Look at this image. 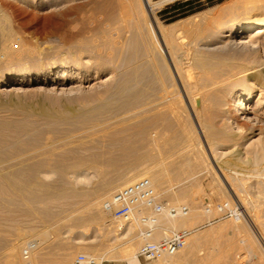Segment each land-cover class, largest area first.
<instances>
[{
	"label": "rangeland",
	"instance_id": "rangeland-1",
	"mask_svg": "<svg viewBox=\"0 0 264 264\" xmlns=\"http://www.w3.org/2000/svg\"><path fill=\"white\" fill-rule=\"evenodd\" d=\"M184 1L187 0L164 2L162 7L155 9V20L162 26H181L177 32L183 41L181 50L188 52L190 59L203 57L201 53L204 52L207 59L244 64L247 69L242 74L252 77L248 82L254 84L250 87L254 94L257 93L258 82L264 85V36L258 39L260 47L257 50L212 55L215 51L199 48L198 39L213 38L215 33L207 35L206 32H216L237 16L226 10L219 20L209 19L214 16L216 7H227L232 0H189V5L173 8L176 2ZM247 6L262 8L253 10L254 20L264 21V0H252ZM238 17L244 19L248 14ZM1 18L5 20L3 27L6 29L3 32L0 25L1 173L7 168L3 174L9 173V178H17L20 174L21 179L28 178L29 182H34L36 177L37 182L43 181L39 170L48 167L43 159L53 164L58 155L71 148L72 144H66L67 141L77 142L79 136L80 140L89 141V137L100 135L101 132L88 129L93 119L106 122L110 119L109 123L118 119L120 126L129 124L138 129L121 132L130 141L131 149L127 154L129 159L118 157L116 167L107 163L99 167L105 171L98 176L76 182L69 160L65 159V165H61L63 171L66 170L64 177L56 179L58 177L53 176L44 181L53 182L55 186L83 188L85 193V197L54 199L50 207L58 215L49 223L27 212L23 204L17 206L12 201V205L1 191L4 193L0 192L3 194L0 200L5 204L0 202V264H73L74 258L81 253L100 258V264H264V244L259 237V234L264 237V163L254 165L250 149L243 144L245 139H255L258 134L264 138V115L256 124L237 119L228 97L222 106H214L213 110L210 109L212 101L205 100L201 110L197 98L196 102L193 98L203 90L213 89L212 85L191 79L192 88L186 94L181 90L171 59L167 52L165 55L158 50L149 34L141 0H0ZM193 31L201 34L194 36ZM92 32L122 34L125 52L136 53L135 64H130L144 73L139 82L116 77L118 71L123 74L131 71L130 64H121L111 72L108 65H94L90 53L78 55L72 45L76 39L91 36ZM131 32L143 33L145 49L139 36L134 34L133 37ZM4 46L9 48L10 57L2 50ZM19 52L23 53L19 56ZM60 63L79 64L90 69L101 67L103 72L84 84L75 80L61 83L54 74L45 72L2 84L4 78L20 70L38 72ZM179 63L184 65L182 60ZM146 64L153 67L151 72L146 71ZM191 71L197 72L194 67ZM40 84H49L52 90L39 91ZM71 86L75 88L68 89ZM122 86H133L131 91L136 94L130 95L131 91L119 94ZM128 103L129 106H125ZM222 107L229 111L227 117ZM227 118L236 121L238 128ZM206 125L211 126L207 128ZM216 131H220V139H213ZM84 132L87 135H83ZM68 133L75 138L70 140ZM63 135L68 136L66 143L56 142L52 149L45 146L49 136ZM37 147H47L52 155L43 149L40 154L34 153ZM211 148H216L214 156L210 155ZM85 171L88 175L93 172L92 169ZM148 176L161 200L186 204L189 212L185 217H195H191L193 221L189 227H167L164 223L166 232L167 229H190L187 244L177 253L153 261L138 259L135 262L129 258L136 255L139 246L137 226L127 238H116L120 231L117 225L122 220L110 216L103 208V201L127 181ZM108 185L110 189L106 190ZM93 203L100 214L98 217L93 215ZM29 244L30 250L25 255L24 249Z\"/></svg>",
	"mask_w": 264,
	"mask_h": 264
},
{
	"label": "bare ground",
	"instance_id": "bare-ground-1",
	"mask_svg": "<svg viewBox=\"0 0 264 264\" xmlns=\"http://www.w3.org/2000/svg\"><path fill=\"white\" fill-rule=\"evenodd\" d=\"M141 1L143 4V8L146 12V15H147L146 23L148 24V29L150 31L149 34H151L150 36H151L155 46L158 48V50L165 53V55L167 52V54H168L167 56H169L168 57L169 60L171 59V61H172L171 67L173 68V72L175 73V75H176V77H177V79L181 85V90H183L184 93L186 94L188 92V89L192 88L189 85V81L191 79H193L191 81H194V79H196V81H198V82L199 81L205 82L207 84V86L212 85L213 89L208 88L209 90H206L205 88H207V87H205V88H202V89L206 90V91L203 90V92L199 89L202 93L201 92H200L201 94L198 93L199 95L194 96V98H193L194 102H196V98H197V100L200 104L199 107L201 110L204 109L205 100H206V102H207V100L212 101V106L210 107V109L213 110L214 106H217V107H218V105L222 106L223 101L226 100V98L228 97V98H230V101H231V104H232L233 110H234L233 113L236 114L235 117L237 119L246 120V121L250 122L251 124H256V123L260 122L262 115H264L263 114L264 113V85L261 84L260 82H258V85H259L258 86L259 87L258 92L255 94L253 93L252 88L250 86L254 85V84L252 82H248V81H250V79L252 80V77L243 76V74H242V72L247 69V68H245L244 64H230V63L226 64V62H224L220 59H215V60L207 59L205 57L206 54L204 52L201 53V54H203L202 55L203 57H197L196 56L197 58L190 59L189 53L185 52L184 50H181L182 49L181 45H182L183 41H181V39H180L181 37L178 36V35H180V33L177 35V32L179 31L178 29L181 28V26L180 25H179L180 27L178 25L177 26L176 25L162 26L154 18L155 9L162 7L165 0H158V1L141 0ZM249 2L252 3V0H232V2L229 5H227V7L224 5L216 7V9L213 10L214 16L209 18L212 21L219 20V18L221 17V14L226 12V10L229 12H232V13L233 12L237 13V16H240V14H248V17L244 18V19H242V18L240 19L239 17L236 18L237 17L236 16L235 18L231 19V22L228 23L227 26L218 29L216 32H212V31L206 32L207 35H212V33L213 34L215 33V35L211 39L207 38L206 36H205L206 38L202 37V38L198 39L199 48H202V49H205L208 51L209 50L215 51V53H212V55L213 54H216V55L217 54H223V55L224 54H234L235 55V54H243L246 51L250 52L253 50H257L258 46H259L257 44L258 39L264 36V21H261V22L255 21L254 19L256 18V14L253 13V10L255 11V9L259 10L262 8H257V7H253V6L248 7L247 4ZM126 10H127V8L124 11H126ZM127 13H130V12L127 11ZM128 15H130V14H128ZM201 18L203 19V15L201 16ZM4 21H5L4 18H1L0 25L2 24V31L3 32L6 30L5 27H3V26H5ZM193 28H194V26H193ZM197 29H198V27H197ZM191 30H192V28H191ZM186 31L188 32V29ZM131 33L133 35L135 34V35L139 36L138 38L140 39V42L142 44L141 46H143L145 49L147 44H146V40H145L144 35L143 36L141 35L143 33L142 32H131ZM175 33H176V35H175ZM198 34H201V32H194V31L192 32V35H194V36H198ZM135 35L133 37H135ZM122 38H123L122 34H120L119 32H92L91 36H83V38L81 40H78V41L76 39V42L72 46L76 49V52L78 53V55H80L82 52L90 53V58L93 60L94 65H96V66L99 65V66H104V67H107L106 65H108V66H110L108 69L111 68L110 71L115 72L117 66L119 67V66H121V64H130V63L133 64L134 58H136V53L135 54L134 53L127 54L125 52L124 42L122 41L123 40ZM191 38H192V36H191ZM194 40H195V38H194ZM2 41H4V40H2ZM192 41H193V39H192ZM210 45H213V46H210ZM6 48L7 47L4 46L2 48V50L4 51V53L6 54L7 57H10L11 52H10L9 48L8 49H6ZM189 48H191V47H189ZM187 51H189V50H187ZM191 52H193V51H191ZM209 52H208V54H209ZM22 53L23 52H19L17 55L20 56ZM209 55H211V54H209ZM243 56H245V55H243ZM245 58H246V56L244 57L243 60H245ZM181 60L184 61V65L186 64L185 66L183 64H182L183 66H181V64L179 63V62H181ZM177 62L180 65L179 64L177 65L176 64ZM174 63H175V65H174ZM132 66H133V69H131V71H129L128 73L123 74V72L118 71V72H116L117 76L116 75L115 76L119 79H123V78H124V80H132L133 79V80H136L137 82H139L141 80V78L143 77L142 75L144 73L138 71L136 65H131V68H132ZM192 67H194L197 70V72L194 73L193 71H191ZM99 68L100 69L93 66V68L90 69L87 66L84 67V66H81L79 64L60 63L59 65L47 67V70L46 69L40 70L38 72L32 71L30 69H23V70H20L14 74H11L10 76H7V78H4V81L2 84L8 83L15 78L27 79L30 77H36V76H39V74L41 72H45L47 74H51V73L54 74L55 78L57 80H59L61 83L65 82V81L67 82L68 80H71V81L75 80V81L79 82L80 84H82V83L84 84L89 79L98 78V73L103 72L102 68L101 67H99ZM145 69L147 72L148 71L151 72L153 70V67L148 66V64H146ZM98 82H100V81H98ZM195 84H196V82H195ZM123 85L125 86V84H123ZM203 85H205V84H203ZM124 86H122V88L119 87V94L120 93H126L128 91H131L132 88H134L133 86L132 87H128V86L124 87ZM73 88H75V86L68 87V89H70V90L71 89L73 90ZM38 90L39 91L52 90V87H50L49 84H40L38 87ZM117 91H118V88H117ZM134 94H136V91L130 92V95H134ZM161 98H163V97H161ZM189 103L191 105V108L193 109L194 106H192L191 99H189ZM129 104L130 103H128V105L125 104V106H129ZM206 107H207V105H206ZM127 108H129V107H127ZM207 109L209 110V106ZM222 110H223V113L225 114V116L227 115V112H229L224 108ZM192 111L194 112V109ZM198 113H199V111H198ZM217 116H218V114H217ZM236 118H235V120H236ZM227 119L230 120L229 118H227ZM98 120L93 119V123L89 124L88 129L90 132L92 130L93 131L97 130L98 133H100V132L101 133L99 136L96 135L97 137H94V138L92 137L91 139L89 137V141H86V139L85 140L82 139L83 140L82 141V140H80V136H79V138H76V140L78 139L77 142L79 140L81 141V142H79V144L77 142H73V140L71 142L67 141V143H66V140L68 139V136H66V135H63L60 137H58V136L57 137L56 136L55 137H52V136L48 137L49 138V140L47 142L48 144H46L45 146L49 145L50 149H52V146L56 142H61V141L66 143V144L71 143L72 146L75 143H77V145H74L72 147L71 144H69L71 146V148L66 149L65 153H61L60 155H58L57 160H54L53 164H51L52 162H50L49 160L43 159V160H45V161H43V162H45L44 165L49 167V168L48 167L45 168V170H43V168H42V171L39 170V173L41 174V178L43 181L38 180L39 182H37V177H36L35 178L36 181L34 180V182H33V180H31L32 182L31 181L29 182L28 178L21 179L19 177L20 174H17V175H19V176H16L17 178H15V177L13 178V176H12L13 173H11L12 178H9L10 176H7V174L9 175V173L3 174L4 172H6L5 170L7 169L4 166L6 169L2 168L3 170L4 169L5 170L2 173L0 172V192L4 191L6 194H8L9 196L5 194V197H7V198L9 197L8 200H11V203H12V201H13V203L16 202L17 206H20L18 204H23L22 207L26 206L25 210L27 212H29L30 214L38 215L39 218L43 222L49 223L51 220L54 219V217H56L58 215L57 213L54 214V212H52V210H51L52 207H50V206H52L51 203L54 199L59 198V200H60V198H62V197H67V196L73 197V196H77V195H80V196L85 195L83 188H82L83 190L78 189V188L72 189V188H68L66 186L52 185L53 182L52 183L44 182V181L48 180V178H52L53 176L58 177L56 179H61L64 177L63 175L65 174L66 170L63 171V168L61 165L64 163L63 161L65 159L69 160V164H70L69 167L71 166L72 168L71 167L70 168L73 169V173L72 172L71 173L75 175V181L76 182H84V179L86 180V179L91 178L93 176H98V174H100V172L102 173L105 171V170L103 171L102 169H101L102 170L101 171L99 169V167L104 166L107 163L113 167H116L118 157L121 156L124 159L128 158V155H129L128 151L131 149L130 148V141L127 140V136L122 135L121 132L124 133V132L130 131V130H133V129H136V131H137L138 128H135L134 126H130L129 124L125 125V126H123V125L120 126L121 124H118L120 122L118 119L117 120L115 119L114 122H111L112 121L111 120L110 121L111 123H109L110 119L108 120V122H106L107 120L104 121V120L100 119L102 122H100V120L99 121ZM230 122H231V125H233V127L238 128V125L235 123L236 121L230 120ZM116 123L120 127L117 126ZM109 125H110V127H109ZM115 126H117V128ZM206 126L208 128L211 125H206ZM79 127H81V126H79ZM86 129L87 128H85V132L86 131L88 132V130H86ZM77 130H79V129H77ZM74 132H76V131H74ZM85 132L83 133V135H87L86 134L87 132L86 133ZM214 134H216V135H214L213 139H220L219 138V136L221 135L220 131H216V132H214ZM72 135H74V134H72ZM72 135H71V137L73 139L74 136H72ZM69 137H70V134H69ZM71 137H70V140H71ZM87 138H88V136H87ZM243 144L250 149V152L252 153V162L254 165L264 163V138H262L260 136V134H258L257 138H255V139H251V138L245 139L243 141ZM59 146H61V145H59ZM66 146H68V145H66ZM211 147H213V146H211ZM216 147H217V145H216ZM55 148H57V147H55ZM42 149L45 151H48L47 147L46 148L45 147H37L33 150V152L34 153L37 152V154H40L39 151H41ZM215 150H216V148L215 149H212V148L209 149L211 156H214L213 154L215 153ZM51 152H53V150H51ZM45 153L49 154L50 150L48 152H45ZM50 155H52V154L50 153ZM49 157H51V156H49ZM50 165H53V168L50 167ZM63 165H65V163ZM69 167H67V168H69ZM65 168H66V166H65ZM107 168H108V166H107ZM86 169H92L93 170L92 174H90V175L86 174V171H85ZM0 171H1V168H0ZM11 171H13V170H11ZM14 171H15V169H14ZM15 173H14V175H15ZM17 173H18V171H17ZM18 177H19V179H18ZM148 178L151 179L149 176H148ZM128 182L129 181H127L126 184ZM39 186H40V188H39ZM41 187L43 189H41ZM108 189H110L109 185L106 187V190H108ZM85 191H86V188H85ZM4 192H1V193H4ZM2 195L3 194H0V196H2ZM73 199H72V201H73ZM2 200H0L1 203L3 202ZM67 200H68V197H67ZM92 201H94V200H92ZM3 203L5 204V202H3ZM13 203H12V205H13ZM87 203H88V201H87ZM90 203H92V202H89L88 204H90ZM93 205H94L93 215L98 217L100 214H98V212L96 211V204L93 203ZM91 206H89V207H91ZM89 211H91V210H89ZM192 216L179 218V219H175V220H166L165 223L168 225L167 227H169V225L171 227H177V226L178 227L179 226L180 227L181 226L182 227H189L190 225H192V223H191V221H193L192 218L195 217L194 215H192ZM117 226H118L117 228H119L120 231L117 233L116 238L117 237L121 238V237H125V236L127 238V236L129 234L131 235V232H134L133 230H134V227H136V224L134 223L133 220L129 219V220H125V221L122 220L121 222H119V224ZM259 237H260L262 243L264 244V237L261 236L260 234H259ZM126 238H124V239H126ZM126 240H128V239H126ZM125 249H127V247ZM10 254L12 255V253H10ZM129 259H131V261H135V262L139 261L138 258L136 257V255H134V256L132 255V257ZM10 260H11V257H10ZM12 261H14V260H12ZM100 261H101L100 258L95 257V264H100Z\"/></svg>",
	"mask_w": 264,
	"mask_h": 264
},
{
	"label": "built area",
	"instance_id": "built-area-1",
	"mask_svg": "<svg viewBox=\"0 0 264 264\" xmlns=\"http://www.w3.org/2000/svg\"><path fill=\"white\" fill-rule=\"evenodd\" d=\"M172 1L165 0L166 3ZM103 208L113 218L134 221L140 240L136 252L138 259L153 261L170 256L187 244L190 229H167L166 232L164 223L185 217L189 207L161 200L147 177L137 178L113 191L104 199ZM29 250L30 244L23 253L27 255ZM73 264H95V258L81 253L74 258Z\"/></svg>",
	"mask_w": 264,
	"mask_h": 264
},
{
	"label": "trees",
	"instance_id": "trees-1",
	"mask_svg": "<svg viewBox=\"0 0 264 264\" xmlns=\"http://www.w3.org/2000/svg\"><path fill=\"white\" fill-rule=\"evenodd\" d=\"M191 3V1L187 0V1H184V2H176L174 5H173V8L176 9V8H182L183 6L185 5H189Z\"/></svg>",
	"mask_w": 264,
	"mask_h": 264
}]
</instances>
